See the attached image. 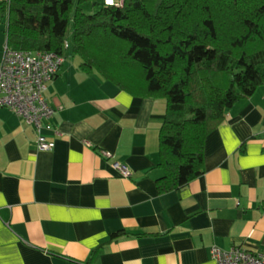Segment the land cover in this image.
<instances>
[{"label": "crops", "instance_id": "obj_1", "mask_svg": "<svg viewBox=\"0 0 264 264\" xmlns=\"http://www.w3.org/2000/svg\"><path fill=\"white\" fill-rule=\"evenodd\" d=\"M8 21L0 7V59ZM83 62L66 56L48 81L55 146L0 105V264H219L214 243L264 249V82L207 134L203 172L162 190L167 98Z\"/></svg>", "mask_w": 264, "mask_h": 264}, {"label": "trees", "instance_id": "obj_2", "mask_svg": "<svg viewBox=\"0 0 264 264\" xmlns=\"http://www.w3.org/2000/svg\"><path fill=\"white\" fill-rule=\"evenodd\" d=\"M3 0L23 50L80 55L122 86L165 96L159 178L180 188L203 172L207 134L264 82V0Z\"/></svg>", "mask_w": 264, "mask_h": 264}, {"label": "built area", "instance_id": "obj_3", "mask_svg": "<svg viewBox=\"0 0 264 264\" xmlns=\"http://www.w3.org/2000/svg\"><path fill=\"white\" fill-rule=\"evenodd\" d=\"M110 4L124 5L126 0H106ZM64 55L56 51L23 50L10 44L9 39L0 59V105H7L34 123L39 131L38 145L49 148L56 141L47 138L45 120L55 113L56 107L46 96L48 81L59 71ZM106 153H109L106 151ZM115 165L123 175H130L132 169L119 160ZM213 255L219 264H264V249L254 251L235 245L229 249L218 243L212 245Z\"/></svg>", "mask_w": 264, "mask_h": 264}, {"label": "rangeland", "instance_id": "obj_4", "mask_svg": "<svg viewBox=\"0 0 264 264\" xmlns=\"http://www.w3.org/2000/svg\"><path fill=\"white\" fill-rule=\"evenodd\" d=\"M98 1H101V0H88L84 3V8L89 11V12H93V11H96L98 9V6L99 4H97ZM8 16V15H7ZM67 57H76V59H79L81 56L78 55L77 53H71V54H68ZM77 62V61H76ZM67 64V61L66 63Z\"/></svg>", "mask_w": 264, "mask_h": 264}, {"label": "snow or ice", "instance_id": "obj_5", "mask_svg": "<svg viewBox=\"0 0 264 264\" xmlns=\"http://www.w3.org/2000/svg\"><path fill=\"white\" fill-rule=\"evenodd\" d=\"M109 2H111V0H109Z\"/></svg>", "mask_w": 264, "mask_h": 264}]
</instances>
